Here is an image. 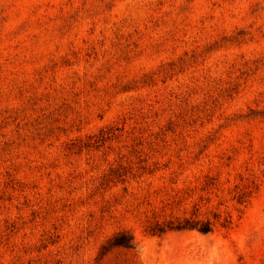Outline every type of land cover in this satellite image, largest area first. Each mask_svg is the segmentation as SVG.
<instances>
[{
    "label": "rangeland",
    "instance_id": "374dc122",
    "mask_svg": "<svg viewBox=\"0 0 264 264\" xmlns=\"http://www.w3.org/2000/svg\"><path fill=\"white\" fill-rule=\"evenodd\" d=\"M182 188L230 227L147 234ZM0 264H264V0H0Z\"/></svg>",
    "mask_w": 264,
    "mask_h": 264
},
{
    "label": "trees",
    "instance_id": "16d2710c",
    "mask_svg": "<svg viewBox=\"0 0 264 264\" xmlns=\"http://www.w3.org/2000/svg\"><path fill=\"white\" fill-rule=\"evenodd\" d=\"M142 174H152L153 170L141 168ZM127 172L124 168L116 167L109 170V173L102 178L103 185L124 183ZM141 175V174H140ZM212 183H205L201 191L210 189ZM172 194H166L160 202V206L151 211L146 218L145 232L152 236H164L170 232L197 231L207 235L213 232L216 225L229 228L231 219L228 214L223 216L220 211L207 210L208 197L198 196L196 199L193 188H182L172 190ZM245 194L235 195L237 203L244 202ZM189 206V208H188ZM124 248L134 250L136 248L134 235L130 230H121L110 237L99 250V258L113 250Z\"/></svg>",
    "mask_w": 264,
    "mask_h": 264
}]
</instances>
